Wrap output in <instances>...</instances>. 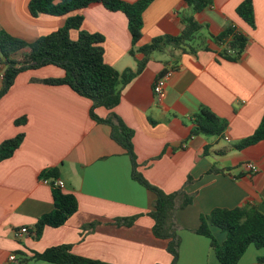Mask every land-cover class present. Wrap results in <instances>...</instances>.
Returning a JSON list of instances; mask_svg holds the SVG:
<instances>
[{
	"label": "crops",
	"instance_id": "crops-1",
	"mask_svg": "<svg viewBox=\"0 0 264 264\" xmlns=\"http://www.w3.org/2000/svg\"><path fill=\"white\" fill-rule=\"evenodd\" d=\"M242 1L213 0L194 12L185 0H153L143 12L142 37L134 46L126 14L102 3L64 15L34 16L30 0H0V26L10 34L32 42L64 26L68 17L82 16L81 29L103 37L105 62L119 72H136L119 85L120 102L96 112L101 118L115 112L134 130L137 170L150 183L168 193L194 195L176 213V264H222L211 238L197 232L212 209L251 204L264 212V140L235 147L255 133L264 115V0H253L254 26L237 12ZM188 18L199 27L193 39L181 48L153 52L139 69L145 55L137 49L157 36L180 35ZM230 27L248 39L238 58L227 57L231 37L217 40ZM70 37L77 40L79 30L71 29ZM168 68L174 72L157 98L155 81ZM4 69L0 59V89ZM61 75L63 70L53 65L21 72L0 99V144L25 134L13 155L0 160V264H12L11 253L24 264H53L32 255L60 244L111 264H171L170 239L155 236L148 214L156 194L134 178L132 159L111 137L110 126L91 117L92 101L67 85L33 80ZM203 108L226 123L222 136L192 134ZM18 118L26 122L17 125ZM248 161L259 171L244 169ZM48 169H56L79 209L65 224L46 226L35 237L37 218L54 209L53 187L44 181L52 177L42 176ZM134 215L130 226L117 221ZM22 227L29 232L15 238ZM212 233L219 243L226 238L218 227ZM261 258L264 245L251 244L237 264H264Z\"/></svg>",
	"mask_w": 264,
	"mask_h": 264
},
{
	"label": "trees",
	"instance_id": "trees-1",
	"mask_svg": "<svg viewBox=\"0 0 264 264\" xmlns=\"http://www.w3.org/2000/svg\"><path fill=\"white\" fill-rule=\"evenodd\" d=\"M153 0H30L29 9L34 16L42 13L51 15H64L73 10L83 8L91 3H102L112 11H123L128 18V26L132 35L134 46L142 37L143 12ZM194 12L203 11L213 0H185ZM237 12L242 19L250 25H255L253 0H243ZM82 16H70L61 28L47 35L40 36L29 42L14 36L0 26V59L5 65L3 82L0 89V99L14 85L17 76L24 71L38 69L53 65L63 70L59 77L34 78L47 85H67L73 91L89 98L92 101L91 117L110 126L111 137L122 145L130 155L134 170L133 176L141 184L156 194L154 209L149 211L153 218V233L161 239H170L168 250L173 255L176 264L179 256V238L177 235L178 223L176 213L193 202L194 195L184 190L165 192L160 187L150 183L137 170V156L134 150V130L115 112L108 117L101 118L96 109L100 106L112 109L121 100L119 85L126 83L136 74L132 70L119 72L112 65L105 62L104 48L101 43L103 37L98 33H89L81 29ZM79 30V37L73 40L70 37L71 29ZM198 25L193 18H188L180 35H161L154 37L150 43L140 46L137 50L145 55L140 61L139 69L148 61L149 56L155 52H165L168 47L181 48L185 42L193 39ZM231 37L230 45L235 49L238 58L247 44V37L227 28L217 40ZM136 50H132L134 54ZM231 57V55H227ZM26 118H18L15 124L21 125ZM226 123L221 121L207 108H203L196 119V127L192 134L205 133L222 136ZM24 133L7 138L0 144V160L13 155L21 145ZM264 140V115L255 133L244 139L235 147L243 149L247 146ZM45 178L58 177L56 169H48L42 173ZM54 209L37 218L34 225L35 237H40L46 226L59 227L78 211L79 204L73 192L52 184ZM137 215L118 219V223L130 226L135 223ZM198 233L211 238L212 246L222 264H237L249 245L257 247L264 245V212L256 206L244 204L234 208L216 207L208 214L202 216ZM212 227H218L226 233V238L219 243L212 233ZM33 259L47 261L53 264H111L101 260L78 255L73 252L70 244H60L46 248L44 251H35ZM22 260V258H20ZM264 259L261 258L260 261Z\"/></svg>",
	"mask_w": 264,
	"mask_h": 264
},
{
	"label": "built area",
	"instance_id": "built-area-1",
	"mask_svg": "<svg viewBox=\"0 0 264 264\" xmlns=\"http://www.w3.org/2000/svg\"><path fill=\"white\" fill-rule=\"evenodd\" d=\"M236 53L237 52L235 50H233V49L228 50V54L229 55L230 54L231 55H235ZM173 72H174L173 68H168L161 75H159L158 78L156 79L154 87H153V90H154V93H155L157 98H161L162 97V95L164 93V90L166 88V85L168 83V80L172 76ZM225 139L227 141H230V138L228 136H226ZM243 168L248 170V171H250V172H253V173H256V172L259 171V166L253 161L245 162L243 164ZM44 181L46 183H50L51 185L53 184L56 187H60V188H64L65 187V182L59 177L51 178V179H45ZM28 232H29V230H28L27 227H22L20 229H17V230H15V238L21 239ZM8 260L12 264H22L20 258L18 257V255L16 253H11L9 255V257H8Z\"/></svg>",
	"mask_w": 264,
	"mask_h": 264
},
{
	"label": "rangeland",
	"instance_id": "rangeland-1",
	"mask_svg": "<svg viewBox=\"0 0 264 264\" xmlns=\"http://www.w3.org/2000/svg\"><path fill=\"white\" fill-rule=\"evenodd\" d=\"M21 262H22V264H24V263H23V260H21Z\"/></svg>",
	"mask_w": 264,
	"mask_h": 264
}]
</instances>
